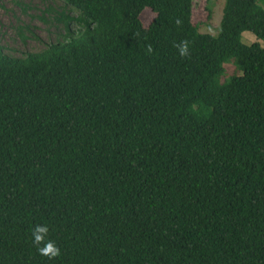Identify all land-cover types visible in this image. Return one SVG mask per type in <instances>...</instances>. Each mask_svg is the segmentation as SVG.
<instances>
[{
  "label": "trees",
  "instance_id": "obj_1",
  "mask_svg": "<svg viewBox=\"0 0 264 264\" xmlns=\"http://www.w3.org/2000/svg\"><path fill=\"white\" fill-rule=\"evenodd\" d=\"M209 2L63 0L55 42L0 44V264H264V0L216 35Z\"/></svg>",
  "mask_w": 264,
  "mask_h": 264
},
{
  "label": "rangeland",
  "instance_id": "obj_2",
  "mask_svg": "<svg viewBox=\"0 0 264 264\" xmlns=\"http://www.w3.org/2000/svg\"><path fill=\"white\" fill-rule=\"evenodd\" d=\"M209 3V20L202 21L206 18L199 7L193 8L192 16L196 20L201 19L200 32L216 35L224 0H210ZM62 4L63 0H0V44L4 52L20 57L25 52L40 51L46 44L55 42L57 36L64 33L57 20ZM70 29L76 32L79 28L71 24ZM256 40L251 32L241 34V41L245 44ZM224 67L221 79L225 80L234 72V65L228 62Z\"/></svg>",
  "mask_w": 264,
  "mask_h": 264
},
{
  "label": "clouds",
  "instance_id": "obj_3",
  "mask_svg": "<svg viewBox=\"0 0 264 264\" xmlns=\"http://www.w3.org/2000/svg\"><path fill=\"white\" fill-rule=\"evenodd\" d=\"M177 47H178V50H179V54L181 56L187 55L188 47H187L186 43L181 42L179 45H177ZM37 232L43 233V232H46V229L45 228H39V229H37ZM34 235H35V241L36 242H40L41 239H42L41 235H36V234H34ZM40 251H41V253L43 255L51 254L52 256H55V255L58 254V249L55 248L54 245L51 244V243H48L47 246L44 247L43 249H40Z\"/></svg>",
  "mask_w": 264,
  "mask_h": 264
}]
</instances>
